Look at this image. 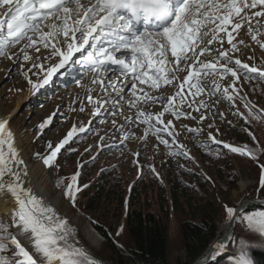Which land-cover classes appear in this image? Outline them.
I'll return each mask as SVG.
<instances>
[{"label":"rangeland","instance_id":"374dc122","mask_svg":"<svg viewBox=\"0 0 264 264\" xmlns=\"http://www.w3.org/2000/svg\"><path fill=\"white\" fill-rule=\"evenodd\" d=\"M80 2L85 6H90L94 0H80ZM0 19H4L2 9H0ZM234 20L239 21V17H235ZM257 20L259 26H257ZM56 23L60 24L62 21H56ZM69 23L71 24V20ZM215 27V23L203 25L201 32H208V35L203 37V42L196 49L199 58L196 61H182V67L191 64L193 68H199L200 62L215 63L219 51H227L233 61L228 65L229 67L236 68L234 61L239 59L241 63H246L250 67L254 66L259 70H264V48L260 47V44H264V18H253L252 20V28L257 34L259 43L251 39L247 22L242 23L241 28L236 31H232L231 26L227 28V32L232 34V44L236 46L235 49L228 43L229 37L224 31L216 32L217 39L211 44L207 43L212 39V29ZM257 27L258 33L256 32ZM6 30L7 25L4 26V31ZM42 31L47 33L49 29L42 27ZM60 39L63 40L65 37L61 34ZM176 39L181 44L184 43L181 35L178 34ZM25 42L7 47L6 55L0 56V121L8 122L7 128L13 134V146L19 158L28 160V166L30 165L32 170L30 175H27L28 183L32 182L34 173H36L35 180L40 182L39 187H41V194L37 195V199L42 206L51 207L59 219L67 222L71 238H75L77 233H80L81 237L97 250L102 247L104 240L88 220L91 216L88 215L86 218L75 211L72 201L54 185L55 169L59 165L60 156L58 158L57 154L51 166H46L43 162L51 151L49 142L54 148L74 128L76 132L73 140L61 151L70 149L75 153L74 150L77 149L78 156L75 158L73 156L74 159L70 160V164L62 173L63 185L68 186L72 183V177L80 172V164L85 159L95 163L92 164L90 172L92 176L89 177L88 182L98 177L102 169H114L113 173L109 174V178L116 173L120 179L124 200L121 207L122 215L120 219L115 217L114 214L117 211L114 205L111 208L114 214H106L107 216H102L101 220L121 226L128 207L129 196L130 198L133 196L135 202L138 199L149 210L164 218L168 233L167 258L171 264L176 260L184 259L179 224L196 210L192 207L195 200L190 194L193 190L189 187H195L197 190L201 188L199 192L203 194L208 185L210 190L207 196L203 195V198L212 202L209 211L216 216L220 231L227 221L225 206L236 209L245 201H256L250 198L257 178L253 170L231 160V173L236 181L227 194L222 191L220 184L212 182L214 175L217 174L216 171L220 170L224 162L205 157L207 162L201 164L199 154L204 151L207 143H213L209 139V134L215 137L216 141L241 148L246 146L248 136L254 134L260 137L261 144L258 147L261 152H264V119L257 106V101L264 95V88L258 86L253 80L246 79L244 72L238 73V79L233 78L231 74L221 76L217 73L204 76L201 72L199 75L190 77L188 83L181 88L180 85L183 84L184 77L188 75V70L186 67L184 71L176 70L177 66L169 50L168 59L172 63L169 64L166 61L165 67L170 68L171 71L165 73V77L173 78L174 76L175 87L161 83L159 87L151 88L148 84H140L136 81L137 89L131 90L132 79L131 72H129L128 87L124 93V99H121L117 94L118 89L115 87L117 85H111L115 79L123 76L119 71V66H109L107 71L94 73L82 62L76 63L75 61H82L83 58L80 53H74L73 59L69 60L64 68L57 69L49 82L43 88L36 90L28 83V80L31 79L33 83H42L47 78V70L59 63V57L52 56L51 45L45 48L43 42L37 39V42L27 49V54L31 59L25 61L20 53ZM79 43L80 41H77V44ZM37 48L39 51L36 50ZM201 48H208L209 51L200 54ZM62 50H67L66 45ZM192 54L191 50L187 51V55ZM9 55L12 56L11 60L7 58ZM130 57L129 55L127 58L129 64L131 63ZM158 59L161 57L157 53L153 57L154 66ZM34 63L40 65L43 71L41 67L34 68ZM217 68H220V64H217ZM144 70L138 69V72ZM147 70L150 73L152 71ZM106 72L107 79H105ZM251 74L259 76L258 73ZM94 77L95 83H93ZM197 81L201 82L205 92L194 96L195 88H191V85ZM217 84L219 90L215 95H209L208 90L214 89ZM225 89L228 95L233 97L232 100L225 98ZM133 91L135 95L132 94ZM177 92L181 95L177 96ZM169 98H172L170 109L178 110L182 115L177 119L170 110L164 112L161 123H157L155 116L164 111ZM129 100L134 102L132 106L127 103ZM112 101H117V103ZM201 101H203V106H201ZM82 108L83 111H81ZM97 109L99 112L94 116L93 113ZM141 112L144 113L141 120L149 114L153 116L149 124L161 129L159 137L152 131L146 133L145 129L148 125L135 119ZM201 116L204 117L203 120L200 119ZM45 121L48 123L41 129L40 125ZM167 121H172L171 125H167ZM165 126H167V131L163 130ZM81 127H84L86 132L79 133ZM259 127L261 130H258ZM190 128L198 131L189 132ZM77 136H82V141L79 143L76 140ZM125 136L128 138L123 140ZM160 138L168 140V148L160 142ZM173 139L176 141L175 145L172 143ZM177 145L182 147L178 148ZM218 146L222 147V145ZM170 151H187L190 158L169 155ZM73 162L77 163L75 172H72V167H70ZM102 179H107L105 174ZM138 179L140 181L134 195H130L132 186ZM175 179H177L175 185L177 183L178 185L172 189L171 185ZM201 179L209 183L206 185ZM181 187L185 192L181 191ZM81 190L79 189L75 194ZM187 199L190 201L184 202ZM84 201L83 199L82 202ZM37 214H39V208ZM92 217L94 218V215ZM243 222L248 226L247 221L243 220ZM11 231L15 233L16 229L12 228ZM19 239L33 254L34 259L38 258L37 261H39L41 257L35 253L32 244L24 236H20ZM123 239L124 236L121 233L118 240L123 243Z\"/></svg>","mask_w":264,"mask_h":264},{"label":"snow or ice","instance_id":"6c2138e0","mask_svg":"<svg viewBox=\"0 0 264 264\" xmlns=\"http://www.w3.org/2000/svg\"><path fill=\"white\" fill-rule=\"evenodd\" d=\"M0 9L3 10L4 16V19H0V56L6 55L7 47L26 41L20 53L23 59L28 61L31 58L27 54V49L32 47L38 39L43 42L45 48L51 45L53 57H59V63L47 70V78L42 83H33L31 79L28 80V83L36 90L43 88L57 69L64 68L68 61L73 59L74 53H80L83 58L82 61L75 62H82L94 73L107 71L109 66H119V71L126 80L128 73L131 72V90L137 89L136 81L140 84H148L151 88H157L161 83L175 87L173 84L175 77H165V73L171 71L170 68L165 67L166 61L169 64L172 63L168 59L169 50L177 66L176 70L184 71L185 67L188 70V75L184 77L183 84L180 85L181 88L188 83L190 77L199 75L201 72L204 76L217 73L221 76L231 74L237 79L240 72L258 73L259 78L264 79V70L250 67L246 63H241L239 59L234 61L236 68L229 67L228 65L233 61L227 51H219L215 63L200 62L199 68H193L191 64L181 66L182 61L198 60L196 49L203 42V37L208 35V32H201V28L206 23L216 24V27L212 29V39L207 41L208 44L217 39L216 32L224 31L229 37L228 43L235 49L236 46L232 44V34L227 32V28L231 26L232 31H236L244 22L248 23L251 39L257 41L252 20L264 18V0H223V2L221 0H94L90 6L81 4L80 0H0ZM242 13L244 14L241 15ZM235 17H239V21L234 20ZM56 21H62V23L57 24ZM5 25H7L6 32ZM257 26H259L258 20ZM42 27H47L49 31L44 33ZM256 32L258 33V27ZM61 34L65 39H60ZM178 34L183 37V44L176 39ZM77 41L80 43L77 44ZM65 45L67 50L63 51L62 48ZM260 47L264 48V44H260ZM36 50L39 51V48ZM188 50L192 51L191 56L187 55ZM207 51H209L208 48H201L200 54ZM157 53L161 59H158L154 66L153 57ZM129 55L131 56L130 64L127 59ZM7 58L11 60L12 56L9 55ZM217 64H220V68H217ZM33 67L41 66L34 63ZM138 69L145 70L138 72ZM147 69H151V73ZM41 70L43 71L42 67ZM245 78L253 79L254 77L246 75ZM95 82L94 77L93 83ZM115 87L118 89L117 94L124 99L127 83ZM191 88H195L194 96L205 92L200 81L192 84ZM218 90L217 84L214 89L208 90V94L215 95ZM132 94L135 95V91ZM176 95L181 94L177 92ZM224 95L226 99H233L228 95L227 89L224 90ZM181 99L183 100V97ZM112 102L117 103V101ZM127 103L132 106L134 102L129 100ZM171 104L172 98H169L164 111L155 116L157 123H161L164 112L170 110L175 118L181 117L180 111L170 109ZM98 112L99 109L93 115L96 116ZM143 115L142 112L138 113L135 119L148 125L145 129L146 133L152 131L159 137L161 129L149 124L153 116L149 114L141 120ZM200 119L203 120L204 117L201 116ZM7 123L6 120L0 121V200L14 203L15 210L7 222L0 219V264H95L93 259L72 243L67 222L59 219L51 207L42 206L31 189L24 187L22 177L27 175L26 168H21L24 162L13 146V134L8 130ZM47 123L48 121L42 123L40 128L43 129ZM171 123L172 121H167V125ZM163 130L167 131V126ZM188 131L198 130L190 128ZM75 132V128L69 131L66 138L54 148L49 142L51 151L43 161L46 166H51V162L55 160L61 149L70 144ZM84 132H86L84 127L79 128V133ZM127 138L125 136L122 139ZM209 139L232 153L253 158L256 156L255 150L246 146L234 147L216 141L211 134ZM160 142L166 148L169 147L168 140L160 138ZM172 143L175 145L176 141L173 139ZM177 147L182 146L177 145ZM169 155L190 158L187 151H170ZM78 175L79 173L72 177V183L65 191V196L73 203H75V192L79 191V188L74 187ZM259 182L261 187H264V171L261 173ZM38 208L39 214H37ZM225 212L229 222L236 219L237 213L233 207L225 206ZM243 219L247 221L250 229L264 236V211L249 214ZM12 228L16 229L15 233L10 230ZM20 236H24L32 244L35 253L41 257L39 261L34 259L33 254L21 243ZM229 238L230 235L225 237V239ZM223 248V241H218L214 245L212 261H215ZM8 252L12 255H4ZM234 264H251L243 249Z\"/></svg>","mask_w":264,"mask_h":264},{"label":"trees","instance_id":"16d2710c","mask_svg":"<svg viewBox=\"0 0 264 264\" xmlns=\"http://www.w3.org/2000/svg\"><path fill=\"white\" fill-rule=\"evenodd\" d=\"M244 75L254 77L248 80H253L258 86L264 88V79H260L257 74L244 73ZM257 106L261 117L264 119V95L257 101ZM259 129L261 130L260 127ZM76 140L77 143L81 142L82 136H77ZM260 144L261 139L259 136L254 134L248 136L246 147L255 150L256 156L253 158L232 153L228 149L213 143H207L204 151L199 153L201 156L200 162L205 164L207 162L205 157L224 162L220 168L222 172L220 173L218 169L212 182L220 184L222 191L227 194L234 187L236 181L235 176L231 173V160L244 164L246 168H250L257 175L250 198L254 200L264 199V187H261L259 182L260 174L264 170V167H262L264 166V152L260 151L258 147ZM74 151L75 153L70 149H65L58 153L60 161L55 169L54 185L64 195L68 186L63 185L62 173L70 164V160L78 156L77 149ZM83 161L80 164L81 168L75 184V187L82 190L75 194V203L72 202V204L74 210L83 217L91 216L88 217V220L104 240L102 247L97 250L91 247L81 237L80 233H77L75 238H71L72 243L80 247L91 259L96 260L99 264H171L167 258L168 233L164 218L149 210L138 199L135 202L133 196L132 198L129 196L128 207L123 216L121 226L101 220L104 216H107L106 214H114V210L111 209L114 205L117 211L114 214L115 217L121 218V207L124 200L120 179L116 173L109 178V174L113 173L114 169L108 168L102 169V173L98 177L88 182L87 180L92 176L90 174L92 164L95 163L89 159ZM70 167H72V172H75L77 163L73 162ZM103 174L106 175L107 179H102ZM99 180L104 181L100 182ZM176 180L171 185L172 189L178 185V183L175 185ZM201 180L206 185L209 183L206 180ZM95 181L96 183H94ZM139 181L140 179L133 184L130 195L135 192ZM189 188L193 190L190 194L195 200V204L192 207L196 210L185 217V220L183 219L179 224L184 259L176 260L173 264H192L215 239H219L223 235L222 232L219 233L220 227L217 224L216 216L209 211L212 202L203 198V195L207 196L210 190L208 185L205 187L203 194L199 192L201 188L199 190L195 187ZM181 191L185 192L184 188L181 187ZM83 199L85 200L84 202H82ZM189 201L190 199L184 200V202ZM261 211H264V209L247 208L237 216L230 244L210 264H234L242 249L251 264H264V236L250 229L243 222L245 216ZM92 215H94V218ZM121 233L124 236L123 243L118 240ZM4 255L11 256L12 253L8 252Z\"/></svg>","mask_w":264,"mask_h":264},{"label":"water","instance_id":"95a60500","mask_svg":"<svg viewBox=\"0 0 264 264\" xmlns=\"http://www.w3.org/2000/svg\"><path fill=\"white\" fill-rule=\"evenodd\" d=\"M252 207V208H261L264 209V200H256V201H245L241 204H239L237 206L236 210V218L238 215H240L242 212L245 211V209ZM235 220L229 222L228 220L225 223V226L223 227V229H221V231L219 233H223V235L221 236V238L219 239H215L210 245L209 247L204 251V253H202V255H200L192 264H210L211 262H213L211 260V254L214 250V245L218 242V241H223L224 243V248L220 250V253L226 249V247L230 244L231 240H232V235H233V230H234V224H235ZM227 228V231H225V229ZM224 231V232H223ZM218 233V234H219ZM229 239H225L226 236H229ZM79 248V247H77ZM218 257V256H217ZM217 259V258H216ZM95 264H98V262L96 260Z\"/></svg>","mask_w":264,"mask_h":264},{"label":"bare ground","instance_id":"6f19581e","mask_svg":"<svg viewBox=\"0 0 264 264\" xmlns=\"http://www.w3.org/2000/svg\"><path fill=\"white\" fill-rule=\"evenodd\" d=\"M128 76L129 75H127V78H128ZM107 78H108V76H107V72H106L105 79H107ZM127 82H128V80L127 79L125 80V77L122 76V77H119V78L115 79L111 83V85H119L120 84V86L121 85L123 86V84H125ZM22 161L24 162V164L21 165V168L22 169H25L26 168L27 175H30V172L32 170H31V167H29L30 165L28 166V160H27V158L24 159V160H22ZM27 175L22 177L23 178V181H24V187L31 189V192L37 197L38 194H41V192H40L41 191V187H39L40 186V182H36V180H35L36 179V173H34V177L31 180L32 181L31 183L30 182L28 183V181H27ZM14 210H15L14 203H6L3 200H0V218L5 219L6 221L9 220V218L11 217V215H12V213H13Z\"/></svg>","mask_w":264,"mask_h":264}]
</instances>
